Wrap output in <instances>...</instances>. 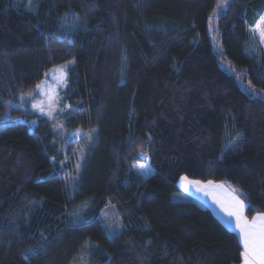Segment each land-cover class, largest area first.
I'll return each mask as SVG.
<instances>
[{
    "label": "trees",
    "instance_id": "1",
    "mask_svg": "<svg viewBox=\"0 0 264 264\" xmlns=\"http://www.w3.org/2000/svg\"><path fill=\"white\" fill-rule=\"evenodd\" d=\"M261 20L264 0H0V264H240L237 230L173 195L223 183L264 213ZM64 63L82 141L19 104Z\"/></svg>",
    "mask_w": 264,
    "mask_h": 264
},
{
    "label": "snow or ice",
    "instance_id": "2",
    "mask_svg": "<svg viewBox=\"0 0 264 264\" xmlns=\"http://www.w3.org/2000/svg\"><path fill=\"white\" fill-rule=\"evenodd\" d=\"M220 6L218 5V7ZM28 7H32V0H28ZM253 31L264 39V20L258 21ZM66 67L67 65L54 67L50 73H45V75H51L58 84H63L67 78ZM36 87L40 90L42 86L38 84ZM55 96L56 90L52 88L48 93L49 103H51ZM33 107L40 108L42 112L44 111L41 104H34ZM181 181L185 184L186 190L188 185H196L201 190H222L225 194L224 198H218L216 202L229 217H234L236 220L243 246V251L240 253L242 264H264V213H257L256 216L249 220L243 214L246 207L245 202L240 199V194L234 188L225 187L223 184H214L212 181H209L207 185H201L199 181H192L187 177H181Z\"/></svg>",
    "mask_w": 264,
    "mask_h": 264
},
{
    "label": "rangeland",
    "instance_id": "3",
    "mask_svg": "<svg viewBox=\"0 0 264 264\" xmlns=\"http://www.w3.org/2000/svg\"><path fill=\"white\" fill-rule=\"evenodd\" d=\"M61 65H67V67L65 68V72L68 77V70H69V67L71 66V63H64ZM61 65H57V66H61ZM57 66H54V67H57ZM50 71L48 73H50ZM39 84L42 86L41 89L38 90L36 87L34 92H29V93L22 95L20 97L21 100L19 104L21 106H26L29 103L31 108L34 111L52 120L54 127L58 132V135H60V137L65 142L75 137L80 138L81 141L83 138L85 137L87 138V134L83 130L72 129V128L66 127L64 124V119H62L61 117L62 114L64 113V109H66V107L63 108L62 93H63V90L66 88L67 78L63 84H58L57 81L51 75H48V76H45V78ZM52 88H55L56 96L51 101V103H49L48 93L50 92ZM34 104H41V107L44 108V111L42 112L40 108L33 107ZM28 123L31 126H33L34 124H36V120H30ZM90 144L91 142L88 139L86 143H84L83 145H80L78 148L79 152L77 153H79V156H78V160L76 164V170H78L79 172L83 165V161L85 159V155L87 153V150ZM141 166H144V167H141ZM133 169L142 178L148 177L154 171L153 167L150 165L148 161L147 162L145 161L142 163H135L133 165ZM185 196L186 195H184L183 193H174L173 198L182 199V198H185ZM85 211H86V208L83 209V213ZM101 217L104 219V222L109 227L110 231L115 232V231H118L122 227V224L120 223L119 212L114 206H110L106 208L105 210H103L101 213ZM76 219L78 220V218ZM82 261L84 260L82 259Z\"/></svg>",
    "mask_w": 264,
    "mask_h": 264
},
{
    "label": "crops",
    "instance_id": "4",
    "mask_svg": "<svg viewBox=\"0 0 264 264\" xmlns=\"http://www.w3.org/2000/svg\"><path fill=\"white\" fill-rule=\"evenodd\" d=\"M182 177H184V176H182ZM189 180H191V179H189ZM207 183H201L200 182L201 185H207ZM213 183L214 184H223V183H217V182H213ZM223 185H225V187L234 188L233 186H230V185H226V184H223ZM178 186H179V188L181 190L180 193H183L184 195H186L185 197H192V198L196 199L197 201H199L200 203L211 207L213 209V211L220 217V219L223 222H225V224H227L229 227L234 228L235 230H237V232L239 233L240 238H241V234H240L239 228L237 227L235 218L234 217H229L223 211L221 206L216 202V200L218 198L219 199H223L224 198L225 194H224V192L222 190H220V189H204V190H201V188L196 186V185H188L187 186V190H186V186L181 181V177L178 180ZM249 220H251V219H249ZM240 264H242V262Z\"/></svg>",
    "mask_w": 264,
    "mask_h": 264
}]
</instances>
